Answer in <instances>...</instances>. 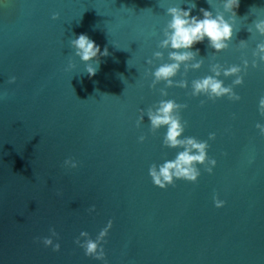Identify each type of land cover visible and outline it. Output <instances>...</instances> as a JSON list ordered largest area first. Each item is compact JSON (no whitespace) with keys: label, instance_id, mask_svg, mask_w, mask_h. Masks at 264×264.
<instances>
[{"label":"water","instance_id":"water-1","mask_svg":"<svg viewBox=\"0 0 264 264\" xmlns=\"http://www.w3.org/2000/svg\"><path fill=\"white\" fill-rule=\"evenodd\" d=\"M228 2L0 0V264H264V0ZM173 8L231 35L173 48ZM81 33L109 55L83 61ZM169 102L177 146L150 118ZM189 139L197 181L155 186L150 168L199 154ZM109 219L105 257L86 256Z\"/></svg>","mask_w":264,"mask_h":264},{"label":"clouds","instance_id":"clouds-1","mask_svg":"<svg viewBox=\"0 0 264 264\" xmlns=\"http://www.w3.org/2000/svg\"><path fill=\"white\" fill-rule=\"evenodd\" d=\"M227 7H231L233 12L237 14L236 9L240 6V0H229ZM200 11L203 13V18H198L196 16L191 15V9H181L180 12L183 15L179 14L176 9H170V12L173 14V19L171 23V27L174 30L171 37V44L173 48H192L195 44L199 43L204 39V37H208L213 46L217 49L221 48L222 45L220 40L222 38L230 37L231 35V27L228 23L224 22L222 18H210L211 12L208 9L201 8ZM59 13H53L52 18L57 19ZM72 43L77 48V55L83 61H90L96 58L97 56L106 57L109 55L108 48L105 46L103 51H101L100 45H98L93 39H91L86 33L79 34ZM167 43V41H166ZM176 59L183 60L187 57V53L185 54H172ZM97 63L100 65V61L97 59ZM176 65L171 66H163L161 67L157 75L158 76H168L170 75ZM98 69L97 67H93L92 65H86V73L89 77L95 76ZM235 71V69H233ZM16 81L15 76H11L9 78V83H14ZM211 87L212 91L217 95L226 92L227 89L222 88L219 82L211 81L209 79H205L203 83H198L196 87L198 89ZM6 95V93H5ZM264 102V101H262ZM173 105L171 102L167 103L164 107H162L160 111V115L151 116V121L153 126H159L161 124H168L169 128L167 131V141L171 146H177L182 143V141L178 140L177 137L181 133L180 125L176 120H172L168 113L172 109ZM259 126V125H258ZM210 135H214L210 134ZM142 139V138H141ZM188 144L192 146V148L199 149V154H190V149H186L183 152H180L177 158L173 161H166L163 166L160 167L157 172L156 168L153 166L149 170V175L152 177V182L155 186H158L162 189L167 188L169 185H173V176L177 179H185L187 181L196 182L198 173L194 168L191 167L193 161L203 162L204 155V147L203 143H196L194 140L189 139L187 141ZM216 163L215 160L212 161ZM69 161L66 159L64 164L67 165ZM78 162L73 163L72 167L76 168ZM211 172V169H209ZM214 204L217 208L223 207L226 201L220 199L218 196L213 197ZM96 209L95 205H92L89 208V212H94ZM113 226V220L109 219L107 222V226L99 233L96 240L89 239L87 241L86 247H84V253L86 256H93L95 254V258L100 259L105 257V252L103 250V245H101L100 252H97V241H104V237L108 236L109 230ZM83 235V233H82ZM38 240H42V243L47 246H52L53 251L60 250V243L57 242L53 245L52 240L45 237H37ZM78 241H76L77 243ZM107 243V241H104Z\"/></svg>","mask_w":264,"mask_h":264}]
</instances>
